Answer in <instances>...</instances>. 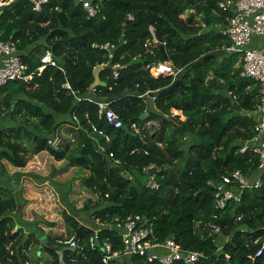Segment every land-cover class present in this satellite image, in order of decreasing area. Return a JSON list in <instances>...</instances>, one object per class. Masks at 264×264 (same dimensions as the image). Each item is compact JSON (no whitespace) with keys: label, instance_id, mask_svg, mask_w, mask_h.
Segmentation results:
<instances>
[{"label":"trees","instance_id":"1","mask_svg":"<svg viewBox=\"0 0 264 264\" xmlns=\"http://www.w3.org/2000/svg\"><path fill=\"white\" fill-rule=\"evenodd\" d=\"M191 1L208 26H201L188 0H91L97 8L93 18L77 0H49L38 12L27 0H10L0 7V39L14 41L31 74L28 83L10 81L0 89V121L6 122L0 128V163L24 168L34 155L47 152L57 162L86 171L84 187L96 196L88 209L99 228L63 212L67 237L73 236L78 248L62 256L56 253L65 247L59 242L56 248H45L51 264L60 259L64 264H102L103 243L114 251L122 248L110 225L129 215L152 224V242L173 238L182 249L203 253L197 264H264V254L254 262L248 259L255 250L251 242L264 237V173L258 188L244 190L240 204H228L224 210L215 209L213 189L207 184L235 170L246 176L256 172L257 157L250 150L240 153V148L256 133L253 112L260 104L259 84L240 76L237 53L224 55L230 43L213 28L225 25L229 14L217 7V0ZM106 42L116 47L113 62L121 69L113 79L109 66L104 67L99 79L105 86L93 91V69L107 64V56L92 45ZM160 45L179 70L176 89L170 78H154L145 69L163 61ZM46 51L55 66L41 69ZM71 82L74 91L66 88ZM147 90L156 96L151 112L137 97ZM224 90L227 97L218 94ZM106 99L122 119L120 129L98 119L94 102ZM149 121L156 125L144 128ZM132 123L138 133L130 128ZM90 124L110 137L108 144L99 142L119 165L88 139L84 131ZM63 125L75 137V148L66 144L54 152L46 140ZM150 165L158 170L150 171L156 189L146 185L142 172ZM20 202L15 192L0 187V264H31L33 236H24L14 218ZM210 224L219 232L211 233ZM95 236L91 247L89 239ZM120 264L157 263L132 256Z\"/></svg>","mask_w":264,"mask_h":264},{"label":"built area","instance_id":"2","mask_svg":"<svg viewBox=\"0 0 264 264\" xmlns=\"http://www.w3.org/2000/svg\"><path fill=\"white\" fill-rule=\"evenodd\" d=\"M10 0H0V7L7 5ZM33 6L34 11L38 12L41 7L48 3L49 0H27ZM82 3V8L88 18H93L97 14V8L88 0H77ZM217 7L229 14L227 23L218 28L217 32L226 38L230 43L228 51L232 50L241 55L240 76L255 80L259 84L260 104L253 112L255 121V135L248 141L244 142L240 148V153L247 150L252 152L258 159V165L254 175H244L240 171H233L230 176L224 177L222 180L209 181L207 184L213 189L214 206L216 210H224L228 204L238 205L241 202V196L244 190H251L260 186V176L264 173V46L248 47L253 37L264 39V0H217ZM128 20H132L131 16H127ZM154 41H156L154 39ZM144 47H147L144 45ZM92 48L102 51L107 56V64L99 65L102 68L109 66L113 79L119 76L121 66L119 63L113 62L116 47L109 42L102 44H93ZM44 68L46 65L55 66L49 51H46L41 58ZM150 76L154 78L168 77L171 84L176 81L179 70H175L169 61L161 63H150L145 66ZM27 67L21 61L16 51L14 41L0 39V89L10 81H20L28 83L31 80V74L26 73ZM67 89L71 87L67 84ZM135 88H139L136 84ZM95 89V88H94ZM94 89H91L94 91ZM143 103L148 101L154 103L156 96L153 91H144L137 95ZM234 98V97H233ZM97 107L99 120H104L107 126L112 129H120L122 119L111 107V101L106 99L94 102ZM146 113V112H145ZM147 114V113H146ZM171 115H177L171 110ZM76 126L75 131L81 129L75 117L72 118ZM155 122L149 121L144 128L155 126ZM130 128L135 132H139V127L132 123ZM92 142L97 145L98 151L103 154L114 165H119V160L115 158L113 152L106 153L99 139H103L104 143L111 142L110 137L104 131L97 128L96 125L90 124V129L84 131ZM66 144L75 145L76 139L72 134L64 136L58 131L46 140V146L57 152ZM135 150L132 151V153ZM158 171L154 166L150 165L142 168V172L147 177L146 185L156 189L155 173L150 171ZM240 220V217L236 218ZM210 232L218 233L219 227L210 224ZM111 229L118 232L120 236V250H112L109 243H103L101 263L102 264H120L121 261L128 260L132 256L144 257L148 262H156L157 264H172L174 262H182L183 264H197L203 253L198 251L182 249L173 238H167L163 242H152L153 228L147 219L140 215H129L122 219H114L110 225ZM262 229L264 231V219ZM95 237L89 239L90 246H93ZM59 243L73 250L78 248L76 239L66 237L59 240ZM255 246L253 253L248 255V259L254 262L257 258L264 254V237L256 238L251 242ZM59 264H64L59 262Z\"/></svg>","mask_w":264,"mask_h":264},{"label":"rangeland","instance_id":"3","mask_svg":"<svg viewBox=\"0 0 264 264\" xmlns=\"http://www.w3.org/2000/svg\"><path fill=\"white\" fill-rule=\"evenodd\" d=\"M91 1V0H88ZM149 104V103H148ZM152 107V106H151ZM151 107H148L149 111H151ZM179 119H180V115ZM65 125L63 127L61 126L58 130V133H61L65 137L69 135V129H65ZM75 148V145H71L70 149L73 150ZM41 163L38 168V171L45 172L42 174H46V177H44V180H48L56 185H54V188H47V186H41L35 188L38 192H45V197L42 198V204H32L33 209L30 211V216L35 219L36 216L40 215V217L44 218L46 215V212L50 215H52V218H55L57 222L60 224V228H64V224L61 219V214L63 212H70L74 216L77 217L79 222H85V218L87 213L90 212V209H88L90 203L89 201L95 202L96 196L92 194L88 189L84 187V180L88 176V173L84 170L77 169V168H70L66 161L57 162L55 161L50 155L46 152L39 156L37 158ZM35 165V164H34ZM37 165V164H36ZM33 167V166H32ZM38 167V166H36ZM48 185V184H47ZM49 186V185H48ZM63 192H66V194H63ZM20 198L23 195V190L19 192ZM19 204H21L20 209L25 208L27 206V200L23 201L21 200ZM18 213L14 214L15 222L17 228L21 227L24 228L25 232H37L36 223H27L23 222L22 219L17 215ZM89 218V217H88ZM89 221H92V219L89 218ZM87 221V223L89 222ZM97 222V221H95ZM93 222V224H90L93 228H99L97 223ZM65 229V228H64ZM61 232V231H57ZM61 234V236L58 239L64 240L67 237L66 231L64 233H58ZM40 241V248H42L45 244L44 238H39ZM221 239L218 237L216 244H220ZM49 246L52 247L54 244L52 242H49ZM37 246V245H35ZM36 250V249H34ZM37 252V251H36ZM37 254V253H36ZM33 255V253H32ZM49 259L48 255H44L42 258L43 262H47ZM31 264H40L38 259H36L34 256L30 257Z\"/></svg>","mask_w":264,"mask_h":264},{"label":"crops","instance_id":"4","mask_svg":"<svg viewBox=\"0 0 264 264\" xmlns=\"http://www.w3.org/2000/svg\"><path fill=\"white\" fill-rule=\"evenodd\" d=\"M197 18L201 21V19L199 17H197ZM201 26L206 27L208 25H204L202 22ZM218 28L219 27H217V28L215 27L213 29H216V31H217ZM261 46H264V39H262L260 37H253L250 44L248 45V47H250V48L251 47H261ZM227 48L225 49L224 55L226 56L229 54L237 53L238 62H241V55L238 52H235L232 50L228 51ZM159 63H161V62H159ZM147 105L149 107L152 106L151 111L155 110L152 102L148 101ZM173 111L177 115H180V120H184V117L181 115V113L179 111H176V110H173ZM5 124H6V122L0 121V128H1V126H5ZM65 127H66L65 129H68L67 125H65ZM44 153H46V152H40L37 155H34L24 168H15V167H12L11 165L7 164L6 162L2 161L0 163V187H5V188L12 190L13 192H15L17 194V196L19 198H20L19 192L23 190V195L20 199L23 201L27 200V203H26L27 206H25V208H23V209H20V211L18 212L17 215H19V217L22 219L23 222L36 223V228H37L36 233L35 232L34 233L33 232L27 233V232H25L24 228L19 227L21 229V231L23 232L24 236H27V235L33 236L34 243L29 248V251H28L29 257L34 256L36 259H38L40 264H51L52 256H50L47 253L45 248H56V247H58V241L59 240H57V243H56L53 241V239L59 238L61 236V234H58V233H64L66 231V229H64L65 225H64V228L61 229L60 224L57 222V220L55 218H52V215L48 214L47 212H46V215L44 216V218H42V217H40V215H38V216H36L35 219H33L30 216V211L33 209V205L34 204H42V198L45 197V192L40 193L37 190H35V188L41 187V186H47V188L53 189L54 185H55L54 183H52L48 180H44V177H46V174L44 175L42 173H45V172L38 171V168H39L41 162L37 158ZM60 162H62V161H60ZM36 166H38V167H36ZM70 168H72V167H70ZM55 187H56V185H55ZM63 194H66V192H63ZM89 215H90V212L87 213L86 218L84 219L86 222L85 225L93 224L92 221H89V218H90ZM61 219H62V216H61ZM87 221H89V222L87 223ZM62 222H63V219H62ZM80 223H83V222H80ZM95 223H97V222H95ZM63 224H64V222H63ZM94 229H97V228H94ZM57 231H61V232H57ZM41 237L45 239V244L47 246L50 245L49 242H52L54 245L52 247H47L44 245L42 248H40L42 243L40 244L39 238H41ZM35 245H37V246H35ZM64 248H69V247L65 246ZM34 249H36V250H34ZM63 249L57 250L56 253L58 255H59V252L63 253ZM64 251H69V250H64ZM70 252H72V251H70ZM32 253H33V255H32ZM45 254L49 256V259L47 260V262L42 261V258ZM61 256H62V254H61Z\"/></svg>","mask_w":264,"mask_h":264},{"label":"water","instance_id":"5","mask_svg":"<svg viewBox=\"0 0 264 264\" xmlns=\"http://www.w3.org/2000/svg\"><path fill=\"white\" fill-rule=\"evenodd\" d=\"M188 3L194 7L195 15L201 19V21L203 22V24H204V25H208V22H207L206 19L202 16V12H201V9L199 8V6H198V5H195V3H194L193 1H191V0H188ZM5 6H6V5H5ZM160 50H161V53H162L163 60H164V61H168L166 55L164 54L163 46H162V45H160ZM102 70H103L102 66H95V68L93 69V78H94V81H93V83L91 84L90 89H94V88H96L97 86H102V87L105 86V83L102 82V81L99 79V73H100V71H102ZM179 83H180V82H179L178 80L175 81V82L172 84L171 88H172V89H176V87H177V85H178ZM71 89H72L73 91L75 90V87H74V83H73V82H71ZM218 94L221 95V96L227 97V96H228V91H227V90H224V91L218 92ZM238 110H239V109H238ZM146 116H147V114H146V113H143L142 116H141V119H144ZM64 250L74 251V250L71 249V248H64L63 251H64ZM61 254H62V252H59V255H60V256H61ZM59 262H62V260L60 259Z\"/></svg>","mask_w":264,"mask_h":264}]
</instances>
